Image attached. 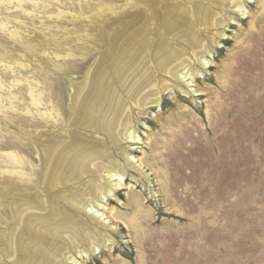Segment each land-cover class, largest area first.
I'll return each instance as SVG.
<instances>
[{
    "label": "rangeland",
    "instance_id": "374dc122",
    "mask_svg": "<svg viewBox=\"0 0 264 264\" xmlns=\"http://www.w3.org/2000/svg\"><path fill=\"white\" fill-rule=\"evenodd\" d=\"M12 1L0 2V23H9V30L0 25V77L7 87L0 96L6 104L5 112L0 111V142L13 145L11 150L25 162V177L40 179L43 186L40 147L49 135L33 137L34 142L24 139L22 129L30 130L31 122L21 118L31 98L26 87L10 88L14 78L41 80L48 109L54 82L57 98L68 104L71 82L98 56L108 55L104 41L113 21L144 16L146 38L156 39L162 7L168 12L175 5V19L189 1L38 0L24 7ZM245 6V13L235 14L225 39L205 54L211 66L203 69L193 61L192 67L200 70L195 85L165 90L162 106L148 108L140 118L135 130L142 143L132 145L131 154L142 159L149 178L126 167L127 185L104 202L117 217L114 244L87 264H264V0H247ZM61 10L76 18H52ZM173 44L193 60L184 42ZM84 47L94 49L85 62L81 57L57 60L52 53L55 48ZM11 59L29 68L6 69ZM53 65L67 75L52 73ZM156 75L160 83H176L161 72ZM12 90L21 97L24 111L17 115L7 110L15 101ZM51 124L35 126L48 129ZM107 146L123 163L121 152L127 145ZM8 150L0 148V153Z\"/></svg>",
    "mask_w": 264,
    "mask_h": 264
},
{
    "label": "bare ground",
    "instance_id": "6f19581e",
    "mask_svg": "<svg viewBox=\"0 0 264 264\" xmlns=\"http://www.w3.org/2000/svg\"><path fill=\"white\" fill-rule=\"evenodd\" d=\"M188 1L187 8L175 19V5L168 12L162 7L164 13H160L156 21V39L146 38L145 27L148 26L144 16L113 21L115 25L108 30L104 41L109 48L108 55L101 53L80 79L71 82L68 104L57 98L54 82L52 107L48 109V103L43 102L46 95L41 80L28 76L26 80L19 76L14 78L9 87L22 91L26 87L31 98L21 118L31 122L30 130L22 129L24 139L34 142L33 137L42 133L49 136L40 147L43 186L40 179L32 181L25 177L22 169L25 162L17 150H11L13 145L8 141L0 142V148L9 149L0 153L3 166L0 168V264H87L92 256L114 244L112 232H118V225L114 223L117 217L113 208H107L104 202L127 185L124 177L127 166L145 178L150 175L142 159L131 154L134 149L131 146L142 143V138L136 134V125L148 108L162 106L165 90L172 91L177 85L181 90L195 85V76L200 75V70L192 67L193 61L203 69L211 66L205 54L210 55L214 46L225 39L226 29L235 14L245 13L247 3V0ZM14 2L24 7L25 2L36 5L38 0ZM104 11L101 10V14ZM222 11H226L225 14ZM25 12L29 14L28 9ZM58 12L52 18L74 17L65 10ZM83 19L91 17L85 15ZM8 24L0 23L9 30ZM12 34L18 32L12 31ZM173 40L184 42L193 60L186 50L174 45ZM92 50L84 47L62 52L55 48L52 53L57 60L81 57L85 62ZM17 61L19 59H11L4 67L14 71L23 63L20 61L17 65ZM24 68L29 67L24 64ZM67 72L61 66H52V73L66 76ZM157 72L170 76L176 83H172V87L167 80L160 83ZM6 89L0 77L2 98ZM10 98L15 101L9 103L7 110L12 109L16 115L24 112L20 109L21 97L14 90ZM2 101L0 111L3 113L2 107L6 104ZM45 105L46 110H43ZM45 121L52 123V127L35 126ZM109 143L127 145L121 152L123 163L111 153Z\"/></svg>",
    "mask_w": 264,
    "mask_h": 264
}]
</instances>
